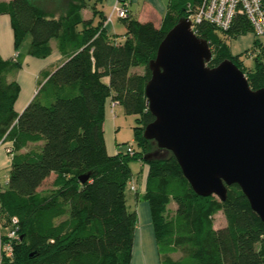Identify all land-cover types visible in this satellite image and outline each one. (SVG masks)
<instances>
[{"label":"trees","instance_id":"trees-1","mask_svg":"<svg viewBox=\"0 0 264 264\" xmlns=\"http://www.w3.org/2000/svg\"><path fill=\"white\" fill-rule=\"evenodd\" d=\"M45 1H0V14L11 17L17 51L30 36V55L47 58L55 39L68 57L52 73H44L38 93L18 113L21 85L16 76L22 63L0 54V146L12 145L0 216L19 235L13 255H6L3 264H132L139 219L128 206L126 191L135 161L148 168L144 199L161 264H264V222L240 186L228 187L225 202L201 197L173 153L144 159L158 150L144 136L145 127L155 120L145 92L152 75L149 63L167 32L203 0H170L160 26L128 11L122 18L123 40L108 32V16L97 7L103 0H95L89 19L83 15L87 0H67L61 8L57 3V12L44 8ZM194 30L212 48L210 66L231 59L252 88L264 87V39L257 36L252 50L237 54L229 42L254 32L245 13L238 12L227 30L206 22ZM248 52L254 55V68L244 64ZM109 98L138 116L134 132L140 149L134 155L108 154L104 121ZM31 144L35 147L24 151ZM87 174L90 179L82 184L79 178ZM53 175L51 189L42 192ZM173 203L176 208L170 212ZM219 213L227 225L215 228ZM177 254L181 257L174 259Z\"/></svg>","mask_w":264,"mask_h":264},{"label":"water","instance_id":"water-1","mask_svg":"<svg viewBox=\"0 0 264 264\" xmlns=\"http://www.w3.org/2000/svg\"><path fill=\"white\" fill-rule=\"evenodd\" d=\"M213 52L189 17L167 32L149 63L147 105L155 117L144 130L158 150L173 153L195 193L228 199L238 185L264 222V87L254 89L231 59L210 66ZM90 174L80 176L85 184Z\"/></svg>","mask_w":264,"mask_h":264},{"label":"crops","instance_id":"crops-1","mask_svg":"<svg viewBox=\"0 0 264 264\" xmlns=\"http://www.w3.org/2000/svg\"><path fill=\"white\" fill-rule=\"evenodd\" d=\"M0 1H10V0H0ZM121 1L127 7H129V2L133 1H140V0H103L102 3L98 4V9L103 11L104 15L109 16L114 8L116 2ZM107 8H101L105 6ZM113 7V8H112ZM110 12H107V10ZM168 7L162 4V2H158L157 0H143L140 3V8L138 12L133 13L130 10L129 13L135 15L141 21H153L157 23V21H161L165 16ZM99 16L95 17V21H97ZM113 29L112 31L116 33V21L113 17L112 19ZM107 28L109 25L106 26ZM126 32V27H125ZM125 38H122V40ZM257 35L254 32H249L245 35H241L235 38H232L229 42L231 48L233 49L234 46L238 47L239 53H243L246 51L252 50L257 44ZM52 45V53L47 58H37L33 55L27 54L24 62L22 63V67L20 68L19 72L17 73L16 79L21 85V92L19 95L18 100L15 104V109L18 113H22L30 101L35 97L38 93L39 88L41 86L40 81L45 76L44 73H52L56 68L62 65L67 60V55L63 54L59 51L58 42L57 40L51 41ZM0 54L5 59H14L19 60L18 56L20 54L19 51L15 49V35L14 30L11 23V17L8 14H0ZM45 80L43 79V82ZM112 98H109L106 105V116L104 121V132H105V140L107 151L110 156H115L120 153V147L118 146V131H117V122H116V113L115 109L120 103L114 108H112ZM122 106V105H121ZM123 107V106H122ZM124 109V108H123ZM11 147V144L8 142H3L0 146V172L4 171V160L8 158L5 154L4 147ZM35 145L31 144L26 150L34 148ZM10 168H11V161H10ZM148 175V168H142V195L145 193L146 188V178ZM54 178V175H53ZM8 184V180H7ZM5 189V188H4ZM3 189V190H4ZM2 190V191H3ZM1 191V190H0ZM148 223V232L146 233L143 229L140 231L139 227L137 229L136 239H135V248H134V255H133V262L132 264H161L159 253L157 251L156 239L155 234L153 231L152 221H151V213L149 217ZM146 224V221H145ZM148 235V236H147ZM148 237V238H147ZM146 241L147 245H146ZM137 249V255L136 253ZM136 258V259H135Z\"/></svg>","mask_w":264,"mask_h":264},{"label":"rangeland","instance_id":"rangeland-1","mask_svg":"<svg viewBox=\"0 0 264 264\" xmlns=\"http://www.w3.org/2000/svg\"><path fill=\"white\" fill-rule=\"evenodd\" d=\"M67 0H58V2L52 1V0H46L43 2L44 8L47 10H59L61 8L60 6L65 5ZM158 2H162V4L165 6V8L168 7L170 0H157ZM89 7L83 10V15L86 19H89L93 16V10L91 6L94 4L95 0H87ZM143 0L138 1H131L129 2V7H127L124 3L121 1L116 2L118 6L124 7L127 9V14L128 10H130L133 13L138 12L140 8V3H142ZM58 3L59 8L56 6ZM105 6H102L101 8H107ZM113 8V7H112ZM107 10V9H106ZM111 10V9H110ZM110 10H107V12H110ZM57 12V11H56ZM109 17V16H108ZM114 19L116 21V33L115 31L113 32V24L112 21H108L106 23V26L109 25L107 28L108 32L117 37V40L122 39L125 37V23L122 18H120L117 14L114 15ZM155 22V20H153ZM156 23V22H155ZM161 21H157V25H161ZM229 41V39H228ZM31 42V37L28 36L27 40L23 44V46L18 50L20 52L18 58L19 61L22 63L24 62L25 58L27 57L28 54V49L30 46ZM231 43V42H230ZM232 52L234 54L239 53L238 47L234 46L232 49ZM247 52V51H246ZM244 59V64L247 68H254V55H250L249 52L243 55L242 57ZM138 68L136 71L139 73L144 72V68L142 67H136ZM119 104V103H118ZM116 104V106L118 105ZM115 106V107H116ZM116 113V122H117V131H118V146L120 147V151L126 153L128 151V148L132 146L136 151H139V146L135 140V132H134V127L137 125V115L134 114H127L123 107L121 105H118L115 109ZM5 154L7 155L8 158H5L4 160V171L0 172V190L2 191L4 188L7 187V180L9 178V173H10V161L12 157V149L11 147H4ZM132 168V173H133V181L128 185L126 195H127V200H128V206L132 211H136L139 219V229L140 231L143 229L146 233L148 232V223H149V217H150V206L149 203L146 199H144V194L142 195V184H141V178H142V163L135 161L131 165ZM52 180L48 179L46 183L42 186L41 191L46 192L49 191L52 187ZM135 186L136 190L132 191L131 186ZM0 191V192H1ZM176 208V204L173 203L170 206V212L174 211ZM146 221V224H145ZM0 225L2 226V234L4 237H6L10 231H11V223L8 221L7 218L1 217L0 216ZM227 225V221L222 213H219L216 218H215V228H221L223 226ZM152 228V225H151ZM148 236V235H147ZM148 238V237H147ZM146 241V245H147ZM137 249H136V255H137ZM174 259H179L181 257V254H177L172 256ZM136 259V258H135Z\"/></svg>","mask_w":264,"mask_h":264},{"label":"built area","instance_id":"built-area-1","mask_svg":"<svg viewBox=\"0 0 264 264\" xmlns=\"http://www.w3.org/2000/svg\"><path fill=\"white\" fill-rule=\"evenodd\" d=\"M262 4V0H203L197 9L190 8L188 17L192 20L194 28L197 24L206 22L221 30H227L231 27L236 14L243 12L252 22L254 33L264 39V9ZM115 14L121 18L128 15L127 9L118 6L117 3L107 20L112 21ZM118 103V101H112L113 110ZM128 153L134 155L135 149L130 146ZM131 190L135 191L136 187L131 186ZM13 224L17 225V220H13ZM6 238L5 240L0 225V264H3L6 255H13V243L19 238L18 229L12 227Z\"/></svg>","mask_w":264,"mask_h":264}]
</instances>
